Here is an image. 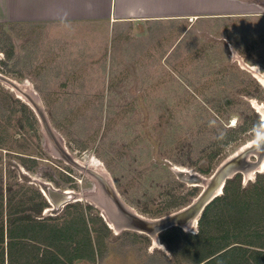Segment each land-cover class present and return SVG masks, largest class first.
<instances>
[{
  "label": "rangeland",
  "instance_id": "rangeland-1",
  "mask_svg": "<svg viewBox=\"0 0 264 264\" xmlns=\"http://www.w3.org/2000/svg\"><path fill=\"white\" fill-rule=\"evenodd\" d=\"M11 1L17 13L4 14L0 0L3 226L26 217L63 222L83 210L90 227L107 231L96 260L74 264H194L161 233L115 228L107 205L115 206L87 169L146 219L194 201L204 179L264 134V87L255 76L264 75V0H201L196 22H83L72 30L35 25V0H19V8ZM4 78L33 96L58 144L84 169L62 157L33 106ZM263 167L233 177L245 188ZM46 188L72 199L50 203ZM95 217L101 224L90 222ZM179 229L196 234L198 225Z\"/></svg>",
  "mask_w": 264,
  "mask_h": 264
},
{
  "label": "trees",
  "instance_id": "trees-1",
  "mask_svg": "<svg viewBox=\"0 0 264 264\" xmlns=\"http://www.w3.org/2000/svg\"><path fill=\"white\" fill-rule=\"evenodd\" d=\"M22 110L26 114L24 105ZM33 124L32 119L30 126ZM235 131L226 136L223 144L235 138L238 133ZM240 182L239 175L226 181L222 194L204 209L196 234H184L178 227H172L161 233V241L168 245L182 244V253L194 264H264V173L245 188H241ZM73 215L63 222L51 219L49 223L28 217L8 221L9 256L22 247L23 252L17 256L26 259L24 264H35V242H39L57 250L56 264L94 262L101 230L107 228L96 217L90 222L97 220L101 227H90L83 210ZM3 232L0 216V244L4 240Z\"/></svg>",
  "mask_w": 264,
  "mask_h": 264
},
{
  "label": "crops",
  "instance_id": "crops-1",
  "mask_svg": "<svg viewBox=\"0 0 264 264\" xmlns=\"http://www.w3.org/2000/svg\"><path fill=\"white\" fill-rule=\"evenodd\" d=\"M11 2L5 0L4 14L13 11L17 13L11 8ZM19 2L16 0L18 8ZM200 4L201 0H35V25H61L72 30L79 28L83 22H105L108 25L135 22L181 23L188 20L196 22L200 19ZM4 228V240L0 244V264H24L26 259L17 256V253L23 252L22 247H18L12 257L9 256L7 229ZM56 251L50 245L35 242V264H56Z\"/></svg>",
  "mask_w": 264,
  "mask_h": 264
},
{
  "label": "water",
  "instance_id": "water-1",
  "mask_svg": "<svg viewBox=\"0 0 264 264\" xmlns=\"http://www.w3.org/2000/svg\"><path fill=\"white\" fill-rule=\"evenodd\" d=\"M4 80L9 81L5 78ZM9 85L16 91H18L19 94L25 97L33 106L39 119L41 120V123L45 127L49 137L55 143L57 147L56 149L62 155V157L65 158L74 167L84 169L76 161L71 159V157L67 153H65V151L58 144L54 135L48 129L44 116L33 96L21 91L11 81H9ZM249 157L253 158V160H250ZM262 165H264V134L261 135L252 144L245 147L242 151L222 163L209 179H204L202 181L203 189L201 193L189 205L167 216L157 219H146L140 215H137L131 209L125 207L113 190L112 186L109 184V181H106L103 174L96 173L95 171L88 169L87 171L90 175L97 179L102 187V190L111 199L115 206V209H113L112 207L107 205L108 213L110 215V221H112L115 228L117 227L121 229H133L155 237L156 235L172 227L188 229L195 226L196 228L204 209L211 201H213L222 193L227 180L238 173L258 171V169ZM46 191L49 199L54 204H57V200L66 196V193H60L59 191H54L53 189L46 188ZM69 199H72V197H70ZM101 200L102 203L103 201L104 203L106 202L104 199Z\"/></svg>",
  "mask_w": 264,
  "mask_h": 264
},
{
  "label": "bare ground",
  "instance_id": "bare-ground-1",
  "mask_svg": "<svg viewBox=\"0 0 264 264\" xmlns=\"http://www.w3.org/2000/svg\"><path fill=\"white\" fill-rule=\"evenodd\" d=\"M253 66V65H252ZM249 68V67H248ZM250 69H247V71H249ZM253 70L256 72L257 71V67L255 68H253ZM250 73V72H249ZM257 73H258V71H257ZM256 76V79L258 80V82L262 85V87H264V75H262V74H256L255 75ZM257 109H258V111H260L261 110V108H259V107H257ZM257 111V112H258ZM259 113V112H258ZM88 165H90L91 167H93V168H99L100 169V166H99V163H97L96 161H93V162H91V164H89L88 163ZM262 166H264V165H262ZM261 166V167H262ZM260 167V169L262 170V168ZM264 168V167H263ZM113 188V187H112ZM41 191H42V193H43V195L46 197V199L50 202V203H52V201L49 199V197H48V195H47V191H46V189L45 190H43V189H41ZM60 193H65V192H60ZM66 196L65 197H62L61 199H59V200H57V204H62V203H65L66 201H68V199L70 198V197H72V195H71V193H66L65 194ZM46 212H47V209H46ZM193 228H194V226H193ZM156 242V241H155Z\"/></svg>",
  "mask_w": 264,
  "mask_h": 264
},
{
  "label": "flooded vegetation",
  "instance_id": "flooded-vegetation-1",
  "mask_svg": "<svg viewBox=\"0 0 264 264\" xmlns=\"http://www.w3.org/2000/svg\"><path fill=\"white\" fill-rule=\"evenodd\" d=\"M65 193H68V192H65ZM70 193V192H69Z\"/></svg>",
  "mask_w": 264,
  "mask_h": 264
}]
</instances>
